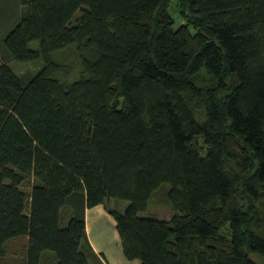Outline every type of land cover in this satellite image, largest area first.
<instances>
[{
    "label": "trees",
    "instance_id": "1",
    "mask_svg": "<svg viewBox=\"0 0 264 264\" xmlns=\"http://www.w3.org/2000/svg\"><path fill=\"white\" fill-rule=\"evenodd\" d=\"M20 5L0 35V259L25 239L23 264H105L85 227L103 204L127 260L258 264L264 0ZM74 44L69 79L53 54ZM12 60L42 65L20 75ZM164 183L172 216L143 215Z\"/></svg>",
    "mask_w": 264,
    "mask_h": 264
},
{
    "label": "rangeland",
    "instance_id": "2",
    "mask_svg": "<svg viewBox=\"0 0 264 264\" xmlns=\"http://www.w3.org/2000/svg\"><path fill=\"white\" fill-rule=\"evenodd\" d=\"M169 13L175 19L176 26L182 23L183 19L176 12V7L173 1H169ZM21 5L20 0H0V35L4 37L6 33L12 28L16 22L21 18L20 15ZM24 11V8H23ZM9 29V30H8ZM8 30V31H7ZM7 31V32H6ZM75 45V44H74ZM79 46H67L66 48L59 50L53 54L54 58L67 66H72V71L68 73V78L73 79L78 74V66L80 65V53ZM84 55V54H83ZM82 59V58H81ZM4 62L0 55V63ZM82 62V60H81ZM79 64V65H78ZM10 67L17 74L31 75L40 69L42 62H19L10 61ZM169 184H162L148 200L147 208L143 212V215L148 214L155 217H162L169 219L172 216L173 210L169 204L167 192ZM127 201L111 199L107 201L109 208L123 212ZM105 207V206H104ZM107 210V209H106ZM26 249L25 239H15L10 241L7 246V255L5 259H0V264H23L24 252ZM251 257L258 263L264 264V256L257 254H251ZM105 263V261H104Z\"/></svg>",
    "mask_w": 264,
    "mask_h": 264
},
{
    "label": "crops",
    "instance_id": "3",
    "mask_svg": "<svg viewBox=\"0 0 264 264\" xmlns=\"http://www.w3.org/2000/svg\"><path fill=\"white\" fill-rule=\"evenodd\" d=\"M85 227L91 247L105 264H141L124 256L116 220L103 204L86 210Z\"/></svg>",
    "mask_w": 264,
    "mask_h": 264
}]
</instances>
